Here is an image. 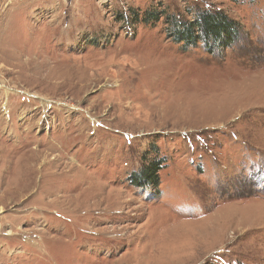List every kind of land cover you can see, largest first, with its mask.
Here are the masks:
<instances>
[{
    "label": "rangeland",
    "instance_id": "374dc122",
    "mask_svg": "<svg viewBox=\"0 0 264 264\" xmlns=\"http://www.w3.org/2000/svg\"><path fill=\"white\" fill-rule=\"evenodd\" d=\"M0 264H264V0H0Z\"/></svg>",
    "mask_w": 264,
    "mask_h": 264
},
{
    "label": "trees",
    "instance_id": "16d2710c",
    "mask_svg": "<svg viewBox=\"0 0 264 264\" xmlns=\"http://www.w3.org/2000/svg\"><path fill=\"white\" fill-rule=\"evenodd\" d=\"M166 15L167 14L163 12H151L145 15L146 19L144 22H156L163 18V16L166 17ZM167 18L170 17L167 16ZM179 24L181 25V29L176 32V37L180 40H185L188 43L191 42L194 45L197 44V41L206 42L210 38H213L211 39L213 41L219 40L223 34L230 37V39H228L231 43L233 40L232 34H234L237 25L235 22L230 21L226 16L215 12H203V14L197 17L195 22H179ZM162 168L163 161H153L147 167H143V169L136 174V179L134 180L136 185L157 186L160 183L159 172Z\"/></svg>",
    "mask_w": 264,
    "mask_h": 264
}]
</instances>
